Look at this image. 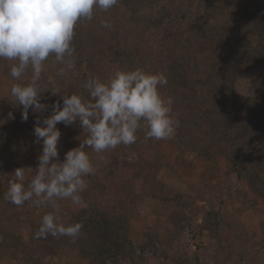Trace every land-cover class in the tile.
<instances>
[{"label": "rangeland", "instance_id": "obj_1", "mask_svg": "<svg viewBox=\"0 0 264 264\" xmlns=\"http://www.w3.org/2000/svg\"><path fill=\"white\" fill-rule=\"evenodd\" d=\"M60 68L41 81L53 89L66 86L74 71L60 76ZM220 75L219 66L210 65L195 95L199 127L208 132L201 148L183 146L178 130L170 139H151L145 153L150 177L127 173L129 193L114 191V199L109 190L120 180L108 172L95 173V180L85 176L81 205L57 201V223L82 224L77 238H37L43 215L53 209L31 201L19 221L11 218L19 211L14 205L0 204V236H21L23 256L41 264H264V65L232 81L238 96L232 103L215 90ZM94 201L120 218L112 226L121 228L119 238L106 227L93 230Z\"/></svg>", "mask_w": 264, "mask_h": 264}, {"label": "trees", "instance_id": "obj_2", "mask_svg": "<svg viewBox=\"0 0 264 264\" xmlns=\"http://www.w3.org/2000/svg\"><path fill=\"white\" fill-rule=\"evenodd\" d=\"M102 21H109L112 28L102 27ZM72 46L75 67L71 81L60 89L41 81L55 65L64 67L50 55L39 82L40 102L48 107L42 113L30 109L26 121L22 120V106L11 96L10 87L12 83H27L31 69L26 70L21 80L14 81L9 73L16 61L0 58V120L6 121L0 124V163L6 162L15 170L24 169V181L28 183L36 174L38 156L42 153L41 143L34 136L36 118L42 120L51 115L54 102L62 106V95L77 94L88 100L86 80L97 76L106 82L117 69L140 68L148 73H163L168 83L159 92L173 100L172 116L179 121L176 130L182 145L187 149L194 145L201 148L203 145L199 144L207 139L208 132L198 124L197 89L204 83L210 65L216 63L221 75L215 90L227 103H232L238 97L232 81L241 78L246 69L258 63L264 65V0H119L106 12L94 9L92 20L78 21ZM9 112L14 119L7 120ZM56 127L61 132L58 160L63 162L64 154L83 143L88 133L78 122L70 126L61 122ZM145 131L143 127L138 129L137 140L131 145L121 144L101 153L85 148L94 168V173L87 177L95 180L98 177L95 173L108 172L116 181L120 180L109 190L110 199L116 197L114 191L129 193L127 173L150 177L152 160L145 153L151 139H145ZM132 159L137 163L130 165ZM0 172V204L9 205L12 203L4 199V194L8 181L16 178L14 173ZM103 196L106 197L105 192ZM91 204L98 218L93 230L102 232L106 227L119 238L121 228L115 231L112 226L122 223L120 218L108 207L95 205L96 201ZM23 206L15 208L21 211ZM19 211L11 218L17 221L24 218L21 216L24 210ZM6 216L10 217L9 213ZM26 248L21 236L1 234L0 264H41L23 256Z\"/></svg>", "mask_w": 264, "mask_h": 264}, {"label": "clouds", "instance_id": "obj_3", "mask_svg": "<svg viewBox=\"0 0 264 264\" xmlns=\"http://www.w3.org/2000/svg\"><path fill=\"white\" fill-rule=\"evenodd\" d=\"M119 0H0V58L16 61L10 66V76L19 81L31 69L27 83H12L10 94L22 106V120L29 110L42 113L47 105L40 102L39 82L44 62L50 55L64 67V76L75 65L72 46L74 29L80 20H92L94 9L108 11ZM102 27L111 29L109 21ZM168 81L163 73H148L140 68L115 70L105 82L90 76L84 87L89 94L62 95L51 105V115L35 120L34 136L41 143L38 167L27 188L22 183L24 169H16V179L8 181L4 199L15 206L31 201L34 205L50 206L53 211L43 215L37 238L66 236L77 238L82 224L57 223L60 212L57 201L70 200L73 205L83 203L80 193L85 189L84 177L94 173L89 155L90 147L96 153L131 145L137 140L138 129H145V139L166 140L174 136L179 121L172 116L173 100L159 92ZM52 95H56L51 91ZM14 119L12 112L7 120ZM6 121L0 120V124ZM70 126L76 122L87 130V138L78 147L64 154L59 162L58 141L61 137L58 123ZM21 181V182H17Z\"/></svg>", "mask_w": 264, "mask_h": 264}]
</instances>
